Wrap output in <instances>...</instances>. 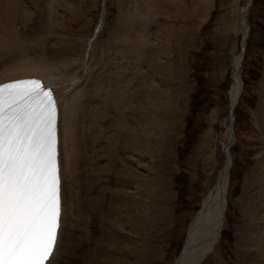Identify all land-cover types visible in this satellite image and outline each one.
<instances>
[{
	"label": "rangeland",
	"instance_id": "1",
	"mask_svg": "<svg viewBox=\"0 0 264 264\" xmlns=\"http://www.w3.org/2000/svg\"><path fill=\"white\" fill-rule=\"evenodd\" d=\"M19 1L21 8H13L9 25L11 42L0 44L1 68L6 64L5 59L18 54L17 48L21 45L28 46V56L34 57L66 38L88 40L93 46L91 49L109 45L108 53L114 44L121 43L114 32L122 30L127 18L121 15L119 8L126 0ZM154 2L155 10L149 8L152 0H133L139 13L146 8L152 15L149 42L140 40V43L145 42L144 50L151 54L148 63L152 61L154 66L150 74L156 94L152 98L156 118L154 147L152 145L151 151L144 153L130 146L131 141L127 138L131 131L127 123L120 122L124 113L130 112L128 109L119 113L116 108L111 110L107 106L102 109L101 119H92L94 135H90L82 150L80 168L79 190L85 227L75 224L71 230L74 236L68 237L70 228L65 224L61 248L64 244L74 245V248L71 253L61 250L60 264H81L87 256L82 252L90 247L86 248L93 239L90 254L98 251L100 254L95 260L91 257L92 261L89 259L87 264L93 260L94 264H102L101 261L113 264L119 258L117 252L124 255L125 260L128 258V262L130 256H134L135 264H175L185 254L189 225L202 209V199L216 184L227 149L231 163L224 227L213 250L198 264H248L250 252L255 258L253 251L260 249L253 246L252 250L250 245L241 242L242 236L250 235L251 231L247 229L249 221L240 197L242 191L246 194L247 180L264 159V114L259 113V106L264 108V102H261L264 91V0H249V6L246 5L248 0ZM240 14L246 20L249 33L238 68L242 81L232 112L235 117L232 122L234 142L229 109L234 81L233 60L241 53L243 42ZM139 27L137 37L144 31L140 24ZM113 35L115 39L111 38ZM120 132L125 134L124 139ZM231 142L234 144L230 148ZM146 178L152 184L150 207L153 211L147 217V227L133 228V221L128 226L120 221L115 223L120 217L117 212L127 208L120 206L116 211L117 204L133 193L142 197L144 187L141 185ZM125 180L129 182L125 183ZM121 185L125 186L121 188ZM99 216L102 217L99 218L101 224L96 221ZM245 255L249 256V262ZM120 264H127V261Z\"/></svg>",
	"mask_w": 264,
	"mask_h": 264
},
{
	"label": "bare ground",
	"instance_id": "2",
	"mask_svg": "<svg viewBox=\"0 0 264 264\" xmlns=\"http://www.w3.org/2000/svg\"><path fill=\"white\" fill-rule=\"evenodd\" d=\"M20 2L21 1L19 0H0V44H7L11 42L8 35L10 30L9 25L12 22L11 17L13 8L20 7ZM154 3V0H152V4L149 5V8H154L155 10L156 8ZM248 3L249 0L246 5H248ZM68 6L70 7V5ZM122 6H119L121 15H124L127 18H125V21L122 25V30H120L119 33H117L119 30L114 32V35H117V37L114 35L111 36L112 39H115L116 37V39L118 38L121 40V43L118 45L116 44L117 46L114 44V47H111L112 51L110 53H108L110 49L109 45H98L97 48L91 49L90 47L92 44L90 46V42L88 40L83 41L81 38L74 37L62 39L59 43H56L54 47L51 46V49H48V46L47 50H42V52H40L38 55H35L34 57L28 56V46H18L17 49L21 53H14V56L5 59V66L3 65L2 68L0 66V83L17 78L33 77L39 78L45 82V84L51 85L55 91L57 99L56 103L58 106V159L61 180V227L59 229L58 236L60 237L61 243L63 241L65 224L70 228L68 229V237L74 236V233L71 234V230H73V226L75 224H82L81 226L85 227L86 219L83 216L82 200L79 190L80 168L82 150L84 147L86 148V143L88 141L87 139H89L90 135H94L93 128H95V125L92 119H101L103 115L102 109L107 108V106H109L108 109L111 110L116 108L119 113L122 109H128L130 112L124 113V118L121 119L122 121L120 122L121 124L127 123L128 130L131 131L129 132L130 137L127 138L131 141L132 145L130 146H133L135 147L134 149L140 150L144 153H149L152 149V145L154 147L155 144L153 141L156 137L153 135V127L156 118L154 115L155 111L153 112L152 110V98L156 94L155 88L152 87V78L150 76V74L153 72L154 66L153 63L151 64L152 61L148 63L151 58V54L144 50L145 42L140 43V40L149 42V25L152 15L151 11L146 8L143 9L142 13H139V9L135 7L133 0H126V2L124 1ZM135 19L140 21H136ZM131 20L133 21L131 22ZM243 21H241V33L243 36L241 51L243 50V47L245 49L246 40L249 33V27L245 23L244 18ZM139 24L144 29V31H141L140 33L142 36L137 37L139 32L138 30L140 28ZM135 29H137V32ZM242 57L243 51L235 58V60H233L232 80L234 81L232 83L230 94V109L232 108L231 112H233V109L237 103L236 100L239 95V88L241 86L242 78H240L238 68ZM111 81L113 83H111ZM112 84H116V86H113ZM261 102H264V91L261 94ZM259 113L264 114L263 107L259 106ZM232 116L234 115L232 114ZM232 120L233 117L231 121ZM118 124L120 125V123ZM115 127L117 126L115 125ZM121 135L122 139L126 137L124 133H121ZM123 136L125 137L123 138ZM81 138L82 143L80 142ZM129 140L128 142L130 143ZM125 142L126 141H124V143ZM117 143L118 142L116 141V144ZM125 150L128 151V149ZM226 153L224 165L222 170L219 172L216 184L208 191L205 198L202 199L203 207L202 209L200 208V210L197 212V215L193 218L191 222L192 225H189V234L184 247L185 254L183 256L181 255L177 261H175V264H198L205 258V256H207L209 252L213 250L219 239L224 227L227 202L226 194L231 163L229 149H227ZM126 164L125 166H127ZM133 170L134 169L131 167L132 173H134ZM118 176L119 179L122 178L121 175ZM137 178L138 177H136V180H138ZM121 180L122 179H120V183L123 184V181L121 182ZM247 181L248 185H246V194L243 193L245 190L242 191V195L240 197L241 201H239L245 203V216L249 221L247 229L251 231V234L242 236L241 242L242 244L250 245V248L253 246H256V248L260 247L258 251H253L255 252V258L251 257V252L250 254L248 253L251 259L250 263L248 264H264V159L255 168L253 175ZM126 182H129V180H125V183ZM120 183H118V185H120ZM137 183L135 184L137 185ZM123 186L125 185H121L120 187L122 188ZM141 186L144 187H141L143 188L142 197H138L133 193L132 195L130 194L128 198L126 196L128 201L126 199L121 202L122 204L116 203L118 205V207L116 206V211H118L120 206L123 207L126 205L127 208L123 207V209H119L120 211L117 213L120 214V217L117 218L115 223L120 221L121 224H126L128 226V223L133 221V228L137 227L139 229V227L144 226V229L147 227L149 224V219L147 217L151 215V212L153 213L150 207V187L152 186L150 179L146 178V181ZM112 190L115 189L112 188ZM110 196L113 195L111 194ZM118 198L116 197L117 201H120ZM128 208H130V210H128ZM99 218L102 217H97L96 221L99 220L101 224L102 222ZM93 241L94 239L90 245L87 244L86 248L88 246L92 247L94 244ZM131 243L133 244V242ZM90 247L84 249V251L82 250V254L85 253L87 256L84 257V261L81 264L89 263L88 260L91 259V257L95 260L96 255L100 254L99 251L95 254L94 252L90 254V251H92ZM73 248L74 245L68 246L67 244H64L63 249H60L58 255L60 254L61 250L62 253H65L66 251L71 253ZM118 249L119 248L116 250ZM247 250L245 251L247 252ZM117 253L119 258H117L113 264H120L121 261H127V264H135L134 256H130V260L132 262H128V258L125 260L124 255L122 257L120 252ZM75 257L77 256L75 255ZM248 258L247 260L249 262ZM143 259L144 258L142 257L141 260ZM94 260L90 264H94ZM247 260L245 261L247 262ZM101 262L103 264V261ZM69 264L73 263L70 262ZM105 264H107V262H105Z\"/></svg>",
	"mask_w": 264,
	"mask_h": 264
},
{
	"label": "snow or ice",
	"instance_id": "3",
	"mask_svg": "<svg viewBox=\"0 0 264 264\" xmlns=\"http://www.w3.org/2000/svg\"><path fill=\"white\" fill-rule=\"evenodd\" d=\"M59 173L52 90L0 85V264H60Z\"/></svg>",
	"mask_w": 264,
	"mask_h": 264
},
{
	"label": "water",
	"instance_id": "4",
	"mask_svg": "<svg viewBox=\"0 0 264 264\" xmlns=\"http://www.w3.org/2000/svg\"><path fill=\"white\" fill-rule=\"evenodd\" d=\"M240 19H241V21H243V17H242V15H240ZM243 22H244V21H243ZM241 49H242V47H241ZM242 51H243V50H242ZM242 51H241V52H242ZM231 111H232V108L230 109V115H231V119H232L233 116H232V112H231ZM231 127H232V121H231V123H230V131H231V134H232V137H233V133H232V128H231Z\"/></svg>",
	"mask_w": 264,
	"mask_h": 264
}]
</instances>
